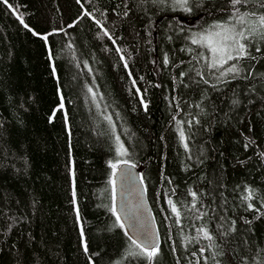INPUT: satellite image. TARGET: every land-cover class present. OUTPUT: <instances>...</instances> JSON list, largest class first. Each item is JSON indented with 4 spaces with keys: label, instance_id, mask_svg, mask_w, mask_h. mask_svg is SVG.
I'll return each instance as SVG.
<instances>
[{
    "label": "trees",
    "instance_id": "16d2710c",
    "mask_svg": "<svg viewBox=\"0 0 264 264\" xmlns=\"http://www.w3.org/2000/svg\"><path fill=\"white\" fill-rule=\"evenodd\" d=\"M33 1L45 2L59 31L51 56L67 122L51 125L52 146L28 143L31 117L21 98L26 82L45 74L28 39L15 37L0 16V264H13L9 251L24 232L33 248L22 264L76 260L63 212L58 159L65 156L82 171L75 202L84 226L102 232L96 254L105 264H149L110 211L116 193L113 201L109 162L122 159L139 169L161 237L151 264H264V37L246 32L250 55L215 69L210 49L192 40L229 21L231 0H188L190 12L176 0ZM262 2L236 7L258 17ZM135 10L142 25L131 33L134 50L120 43L123 63L100 46L93 17L120 31ZM232 65L237 72L228 71ZM150 89L155 120L144 127L145 147L136 120L145 112L140 92L147 99ZM116 136L124 157L116 154Z\"/></svg>",
    "mask_w": 264,
    "mask_h": 264
},
{
    "label": "rangeland",
    "instance_id": "374dc122",
    "mask_svg": "<svg viewBox=\"0 0 264 264\" xmlns=\"http://www.w3.org/2000/svg\"><path fill=\"white\" fill-rule=\"evenodd\" d=\"M9 4L12 5L11 8L8 7ZM0 16L15 37L28 39L33 58L45 74L44 80L40 82H34L30 79L26 82V91L21 98V107L31 117L28 129V143L38 149L48 148L53 145L50 131L51 125L55 121L67 122L63 97L51 56L52 41L59 31L52 25L49 10L44 1L36 3L33 0H7V4H5L4 0H0ZM93 19L97 24V40L100 46L111 55L118 54L121 61L125 63L120 43L123 42L130 45L131 50H134L135 39L131 33L138 31L142 25L139 11L135 10L129 19V24L122 27L120 31L109 28L103 22L102 17H93ZM21 20L23 23H21ZM45 36H47V40L43 38ZM116 36L126 38L118 40ZM140 95L145 112L142 118L136 120V124L139 136L145 147H147L144 127L147 125L151 126L155 120L154 90H149L147 99L144 98L141 92ZM58 164L65 169L67 202L63 207V212L70 222L78 247V256L73 264H105L106 256H98L96 254L99 246L104 242L101 230L87 229L83 224L80 213L79 217H77L78 208L73 192H75L77 184L82 180V171L76 167L70 156L59 158ZM14 244L15 246L9 251L13 264H22L26 254L33 248L29 233L24 232ZM85 245H87V251H85Z\"/></svg>",
    "mask_w": 264,
    "mask_h": 264
},
{
    "label": "snow or ice",
    "instance_id": "6c2138e0",
    "mask_svg": "<svg viewBox=\"0 0 264 264\" xmlns=\"http://www.w3.org/2000/svg\"><path fill=\"white\" fill-rule=\"evenodd\" d=\"M178 4L184 5V11L190 12L191 8L187 7L188 0H176ZM248 0H231V5L234 9L233 14L229 17V21L223 22V23H216L209 27V29L205 30L204 33L200 34V39H193L192 43L194 44H202L205 47H208L212 53V60L210 63L211 68L219 69L222 68L225 64L228 63V61L232 60H239L241 58H244L250 53L247 50V44L243 41L247 40L249 37L246 36L247 33L251 34H259L262 37H264V14H260L257 17V14L255 12H249V13H240L239 8H237V5L246 4ZM4 3L7 4V0H4ZM9 8L12 7V5H8ZM261 7H264V2L261 3ZM251 17H257L256 20L253 23H248L249 18ZM232 20H236L240 25H247V27L241 28L240 30H237L236 26L231 23ZM21 23L23 21L21 20ZM99 23V21H97ZM27 27V25H25ZM107 34V33H106ZM45 40H47V36L43 37ZM257 51H260L259 48L256 49ZM229 72H237L238 68L236 65H232L229 69ZM226 73H221V75H224ZM91 91V90H90ZM146 107V106H145ZM109 121V124L112 127V130L114 132L115 125L111 121V117H105ZM180 136L183 139V132H180ZM117 142V147L115 149L116 154L120 157H124L127 155V149L124 148L123 143L120 141L119 136L115 137ZM185 147L187 145L185 144ZM128 165L129 161L126 159L119 160L118 162H109V166L112 169L111 172V192L113 201L115 200V193H116V175L117 170L119 169L120 165ZM131 167H135V165H131ZM195 196V193L192 194ZM73 196H75V192H73ZM169 204L172 206V211L179 217L180 213L176 206L172 204L171 201H169ZM110 211L113 212L114 215H116L117 221L120 220L119 214L116 212L115 204H113ZM77 217H79V211L77 209ZM121 228L124 227L123 223L119 225ZM198 232H201L205 239L211 241L213 237L209 234L207 229L201 228L197 230ZM146 240L150 242V245L147 244H137L135 240L132 241V243L141 250V253L143 254L147 260L149 261V264H151V261L154 260V258L159 254V246L156 244L155 240L152 238V234L150 232H145ZM131 239V238H130ZM85 251H87V245H85ZM201 251H204V249H201ZM137 254V253H133Z\"/></svg>",
    "mask_w": 264,
    "mask_h": 264
},
{
    "label": "water",
    "instance_id": "95a60500",
    "mask_svg": "<svg viewBox=\"0 0 264 264\" xmlns=\"http://www.w3.org/2000/svg\"><path fill=\"white\" fill-rule=\"evenodd\" d=\"M128 165H120L116 175V212L125 225L129 235L137 244H147L145 232H150L156 244L160 246L161 237L146 189L139 169Z\"/></svg>",
    "mask_w": 264,
    "mask_h": 264
}]
</instances>
